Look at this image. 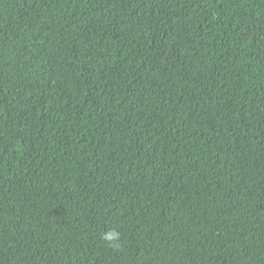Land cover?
I'll return each instance as SVG.
<instances>
[{"label": "trees", "instance_id": "16d2710c", "mask_svg": "<svg viewBox=\"0 0 264 264\" xmlns=\"http://www.w3.org/2000/svg\"><path fill=\"white\" fill-rule=\"evenodd\" d=\"M0 264H264V0H0Z\"/></svg>", "mask_w": 264, "mask_h": 264}, {"label": "clouds", "instance_id": "9594fccd", "mask_svg": "<svg viewBox=\"0 0 264 264\" xmlns=\"http://www.w3.org/2000/svg\"><path fill=\"white\" fill-rule=\"evenodd\" d=\"M101 239L109 246L113 248H118L121 240V233L117 231L115 228H111L105 231L101 235Z\"/></svg>", "mask_w": 264, "mask_h": 264}]
</instances>
